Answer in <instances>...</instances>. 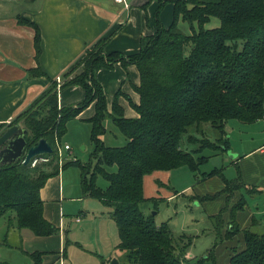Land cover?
<instances>
[{
    "label": "trees",
    "instance_id": "16d2710c",
    "mask_svg": "<svg viewBox=\"0 0 264 264\" xmlns=\"http://www.w3.org/2000/svg\"><path fill=\"white\" fill-rule=\"evenodd\" d=\"M167 1L173 4L171 22L164 26L156 13V31L141 37L136 53L107 52V39H98L84 49L59 83L56 77H48L43 93L10 123L1 124L3 128L21 123L27 129V147L45 138L53 148L47 154L48 162L32 166L19 159L0 166V217L6 216L7 228L15 220L17 228L37 236L57 233L59 228L43 215L40 189L48 178L74 165L80 172L82 193L112 207L111 217L118 229L125 264H186L185 252L176 249L168 224L157 225L151 215L145 216L139 209L145 200L143 179L153 171L185 166L197 172L208 156L195 153L205 147L224 151L230 148L225 130L229 120L248 124L264 117V0H159V6ZM212 18L218 19V25L206 27ZM19 22L33 28L38 58V25L20 17ZM116 62L134 64L138 70L139 83L133 88L139 101H130L135 117L124 115L118 100L120 90L113 97L111 111L107 110L96 73L100 68H112ZM29 74L45 75L40 66L29 70ZM71 85L83 87L84 98L74 105L59 107V92ZM91 103L94 112L86 121L90 124L94 163L75 159L59 165L56 141L60 142L67 132L68 121ZM106 118L125 136L124 145H105L101 137ZM203 123L217 131L216 140L202 137L198 148L183 149L181 140L188 128L198 129ZM186 140L195 142L197 138L188 134ZM112 166L114 169H110ZM214 173L220 175L228 191L239 184V175L234 183L220 169L204 174ZM98 175L107 181L106 187L96 184ZM244 203V199L235 203L232 212ZM9 212L14 218L7 215ZM232 228L226 237L238 231L235 224ZM242 233L244 247L234 250L226 264H264V231L246 227ZM3 242L11 246L6 239ZM29 255L36 262L42 253Z\"/></svg>",
    "mask_w": 264,
    "mask_h": 264
},
{
    "label": "crops",
    "instance_id": "0c3cea01",
    "mask_svg": "<svg viewBox=\"0 0 264 264\" xmlns=\"http://www.w3.org/2000/svg\"><path fill=\"white\" fill-rule=\"evenodd\" d=\"M32 1L36 5L27 6L21 11L10 10L9 5L0 3V126L10 123L19 112L43 93L48 86V77H61L72 69L87 46H91L98 39L106 38L107 52L117 51L123 55L136 53L140 48L141 37L150 35L156 29V13L164 26L171 22L173 13L172 2L159 6V0ZM19 17L32 21L39 27L41 52L38 58L35 57L34 30L28 24L19 22ZM37 66H40L45 75L29 74V70ZM96 78L102 85L108 111H111L115 93L120 90L122 95L118 100L124 115L137 116L130 103L139 101L138 93L133 88L139 83L138 70L134 64L124 66L116 62L112 68H100ZM84 95L83 87L68 86L59 92L58 106L74 105L82 100ZM93 112L91 103L75 119L86 121ZM5 128L7 126L0 127V133ZM244 129L241 131L239 143L234 146L231 142L232 133L227 130L226 123V137L230 147L226 152H230L229 163L233 169L227 177L221 171L226 179L234 183L239 175L241 185L234 187L235 190L232 189L229 194L220 192L219 197L223 202L216 208L218 211L209 210L211 215L224 210L222 217L226 225L232 227V224H235L238 228L230 237H226L223 231L226 239H229L226 240L229 251L221 256L217 255L220 263L224 264L228 262L234 250L244 247V228H252L255 225L264 227V117L245 124ZM59 174L48 178L40 189L43 215L59 228V235H30L24 229L17 228L15 220L11 228H7V221L3 228L1 224L0 244L6 246L4 239L9 243L14 237L20 242L21 251L28 255L35 251L41 252L40 260L35 262L32 259L35 264H63L66 254L62 248L60 219L63 215L56 203L65 191ZM209 181H215L216 186L213 189L219 191L225 185L218 173L212 174ZM208 191L214 195V190ZM241 198L245 201L242 208L232 212V206ZM211 199H215V196ZM56 215L60 217L55 220ZM75 219L78 221L79 217ZM253 220L256 222L251 226Z\"/></svg>",
    "mask_w": 264,
    "mask_h": 264
},
{
    "label": "rangeland",
    "instance_id": "374dc122",
    "mask_svg": "<svg viewBox=\"0 0 264 264\" xmlns=\"http://www.w3.org/2000/svg\"><path fill=\"white\" fill-rule=\"evenodd\" d=\"M0 3H6L10 10L17 11H21L27 6L36 5L32 0H0ZM218 23L217 18H212L206 27L217 26ZM183 26L185 27L186 24L184 23ZM104 121L105 132L102 140L105 145H124L126 138L112 120L106 118ZM244 125L245 123L237 120L227 122V130L232 133L231 142L234 146L240 141L241 131L245 130ZM89 130L90 124L83 119L72 118L68 121L67 132L60 139L62 163L75 159L83 162L91 160L94 163V159L91 158L93 145L89 138ZM188 134H193L197 140L187 142ZM217 134V131L208 123L201 124L198 129L191 126L182 136L181 146L183 149L192 151L199 147V139L207 137L215 141ZM64 145H68L69 150H66ZM195 154L208 156L207 161L199 167L197 172H193L185 166L168 171H153L145 175L143 179L145 200L139 204V209L145 216L151 215L157 225L162 222L168 224L176 249L178 252H182L181 249L185 252L186 264H224L220 263L217 254L221 256L229 251L226 244V240L229 239H226L224 234L234 228L228 227L223 220L224 210L213 214L214 216L209 214V210H216L223 202L219 197L220 192L229 194L231 190L225 189V185L221 191L213 189L216 182L209 181L212 175L206 176L204 173H210L217 168L226 177L231 174L233 168L229 163L230 152L221 148L213 150L205 147ZM48 161L49 158L44 162ZM110 169H114V166ZM59 173L65 187L60 198H56V203L63 215L60 219L63 236L62 248L66 253L63 264H109L112 259H117L119 264H125L124 254L120 248L118 229L111 217L112 207L103 204L95 197L82 193L78 167L69 165ZM217 179L221 182L218 176ZM96 184L104 188L107 181L98 175ZM235 185L239 187L241 184L236 183ZM208 190H214L215 199L207 198V196L213 195ZM241 200L242 198L236 203ZM7 215L14 218L13 213L9 212ZM77 216L79 217L78 221L75 219ZM59 217L60 215H56L55 220ZM6 221V216L0 218V232ZM24 230L30 235H34L28 229ZM252 230L261 233L264 231V227L255 225ZM54 235H59V233L57 232L51 237ZM9 243L13 247L0 244V264H35L30 255L21 251L20 242L16 241L14 237L9 240ZM236 244L238 245V242ZM16 246L19 249L14 248Z\"/></svg>",
    "mask_w": 264,
    "mask_h": 264
},
{
    "label": "water",
    "instance_id": "95a60500",
    "mask_svg": "<svg viewBox=\"0 0 264 264\" xmlns=\"http://www.w3.org/2000/svg\"><path fill=\"white\" fill-rule=\"evenodd\" d=\"M26 134L27 129L19 123L8 126L1 132L0 166L19 159L27 164L31 159L53 152V148L45 138H41L35 145L27 147ZM109 264H119V262L117 259H112Z\"/></svg>",
    "mask_w": 264,
    "mask_h": 264
},
{
    "label": "built area",
    "instance_id": "2783aa9c",
    "mask_svg": "<svg viewBox=\"0 0 264 264\" xmlns=\"http://www.w3.org/2000/svg\"><path fill=\"white\" fill-rule=\"evenodd\" d=\"M115 1H117V2H121V1H123V0H115ZM56 81H57V83H59V82L61 81L60 76H57V77H56ZM58 86H59V85H58ZM60 148H61V146H60L59 142L56 141V151H57V155H58V164H59V165L62 164V161H61V159H60V156H61V154H60ZM64 148H65L66 150H68V149H69V146H68V145H64ZM48 158H49V157H47V154H43V155H41L40 157H37V158L31 159L29 162H30V164H31L32 166H34V165L37 164V163L44 162V161L48 160Z\"/></svg>",
    "mask_w": 264,
    "mask_h": 264
}]
</instances>
